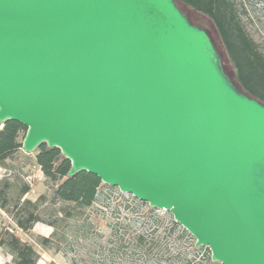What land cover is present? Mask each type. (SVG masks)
I'll return each instance as SVG.
<instances>
[{
    "label": "water",
    "instance_id": "95a60500",
    "mask_svg": "<svg viewBox=\"0 0 264 264\" xmlns=\"http://www.w3.org/2000/svg\"><path fill=\"white\" fill-rule=\"evenodd\" d=\"M170 211L222 264H264V102L176 0H0V122Z\"/></svg>",
    "mask_w": 264,
    "mask_h": 264
},
{
    "label": "trees",
    "instance_id": "16d2710c",
    "mask_svg": "<svg viewBox=\"0 0 264 264\" xmlns=\"http://www.w3.org/2000/svg\"><path fill=\"white\" fill-rule=\"evenodd\" d=\"M176 2L193 23L209 32L225 71L240 90L264 102V52L245 30L235 0ZM195 13L212 20L234 75L210 30L191 17ZM26 133L27 126L21 122H0V166L12 169L8 160L14 155L22 154L26 160L33 155L52 191L33 200L25 196L31 186L20 174H13L15 180L5 176L0 179V207L27 232L38 222L52 226L49 236L38 235L36 241L63 254L66 264H222L212 259L208 247L196 245V238L170 211L117 192L115 186L103 183L91 172L68 176L71 161L60 148L42 142L32 153L24 152ZM109 209L104 230L99 217H105ZM0 245L13 256L5 264H40L34 244L9 228L0 230Z\"/></svg>",
    "mask_w": 264,
    "mask_h": 264
},
{
    "label": "rangeland",
    "instance_id": "374dc122",
    "mask_svg": "<svg viewBox=\"0 0 264 264\" xmlns=\"http://www.w3.org/2000/svg\"><path fill=\"white\" fill-rule=\"evenodd\" d=\"M235 2L240 12L239 14L245 30L264 52V0H235ZM191 17L210 30L220 51L225 57L227 69L234 75L232 64L226 57L225 50L221 44L212 20L208 16L198 13H195V15L192 14ZM8 166L12 169L0 166V179L8 176L9 178L15 180V175L20 174V176L29 182L31 186V190L25 195L26 197L35 200L41 194L51 193L52 190L47 183V179L43 171L34 163L33 155L29 160H26L23 158L22 154H16L8 160ZM116 188L117 192H119L120 189L118 187ZM101 190L102 189H100V191ZM124 194L129 195L130 193ZM99 198L103 199L104 196L100 193ZM160 211L166 212V210ZM109 212L110 209L105 214V217H103V215H101L102 217H99L101 220L100 224H103L101 227L99 226L101 229H106L104 225L110 218ZM5 228H9L23 240L34 244L41 256L40 264H47L50 261H55L57 264H66L67 258L63 254L45 249L36 241V236L38 235L49 236L53 231L52 226L38 222L34 225L31 231L27 232L19 228L9 214L0 207V230ZM12 259L13 256L0 245V264H5Z\"/></svg>",
    "mask_w": 264,
    "mask_h": 264
}]
</instances>
